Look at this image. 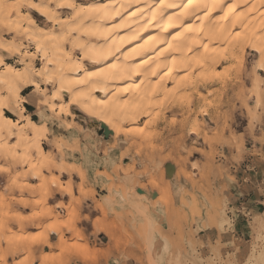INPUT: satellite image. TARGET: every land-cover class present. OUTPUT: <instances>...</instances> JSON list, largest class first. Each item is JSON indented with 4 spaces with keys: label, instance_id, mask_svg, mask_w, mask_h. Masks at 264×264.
I'll use <instances>...</instances> for the list:
<instances>
[{
    "label": "rangeland",
    "instance_id": "374dc122",
    "mask_svg": "<svg viewBox=\"0 0 264 264\" xmlns=\"http://www.w3.org/2000/svg\"><path fill=\"white\" fill-rule=\"evenodd\" d=\"M257 58L246 49L236 73L220 62L204 76L217 80L200 89L201 98L190 91L181 108L167 105L146 140L115 139L80 114L63 131L64 124L31 106L33 119L42 116L49 125L43 146L52 163L43 175L59 177L71 195L41 191L23 165L0 158V264H264V211L253 215L250 236L239 241L229 234L228 205L229 183L246 169L250 152L242 131H256L264 163V129H255L264 121ZM60 196L65 203L56 202ZM43 201L51 205L50 218ZM18 207L30 211L26 220L17 219ZM55 222L48 252L36 256L25 246V253H12L24 234L43 244ZM23 223H35L28 229L34 232Z\"/></svg>",
    "mask_w": 264,
    "mask_h": 264
},
{
    "label": "bare ground",
    "instance_id": "6f19581e",
    "mask_svg": "<svg viewBox=\"0 0 264 264\" xmlns=\"http://www.w3.org/2000/svg\"><path fill=\"white\" fill-rule=\"evenodd\" d=\"M4 3L25 6L11 18L0 9V158L23 165L41 191L55 187L71 195L59 177L43 175L52 163L42 145L48 127L29 107L66 130L80 114L115 139L146 140L167 105L181 108L190 91L201 98L200 89L217 80L204 76L220 62L235 69L249 49L258 56L256 70L264 72V0H193L186 15L180 5L188 0H163L174 7L161 0ZM42 207L50 218L45 201ZM48 241L46 234L43 244ZM40 244L26 235L15 249Z\"/></svg>",
    "mask_w": 264,
    "mask_h": 264
},
{
    "label": "crops",
    "instance_id": "0c3cea01",
    "mask_svg": "<svg viewBox=\"0 0 264 264\" xmlns=\"http://www.w3.org/2000/svg\"><path fill=\"white\" fill-rule=\"evenodd\" d=\"M256 72L260 73L259 75L261 77H264V75H262V72L260 71H256ZM259 127L264 129V121L260 124V126L257 125L255 129ZM63 131H68V130L64 129ZM241 133H243L245 140H247L251 144V146L249 147L250 152L248 154H245L243 157L244 158L243 160L246 162L244 164L246 166V169H243V167H241L243 173L238 174L235 177V180L229 183V189H228L229 190L228 205L230 210V221H231V229L229 234L231 235L232 239L239 241L245 240L250 236L251 233L250 222L253 215L260 213V211L262 210L264 211V186L262 185L264 184V163L260 161L262 156L261 146L259 143H256L257 141L254 139V137H258V135L256 131H253V133H245L244 131H242ZM46 136L48 137L49 135L47 134ZM45 142L46 141H43V143ZM253 146L255 147L254 149H252ZM247 170L249 171L247 172ZM57 201L58 202L62 201L64 203L66 202L65 198L61 196L57 197L56 202ZM17 210L19 212L17 214L23 217H28L26 215L29 214L30 212L26 207L23 208L18 207ZM43 221L44 220H42V222ZM17 224L20 223L17 222ZM17 224L13 225L14 227L16 225L14 229L17 228ZM22 225L24 226L23 230L25 232L28 231L34 232V230H28V229L35 227V223H29V224L23 223ZM26 235L28 234H24L23 236ZM55 241H56V234L49 233V241H48L49 244ZM1 247L4 248L3 242L0 248ZM31 251L32 254L38 256L41 252H48V245L40 244L34 246L31 249ZM9 252L10 251H8L7 253ZM25 252L26 250L24 249L22 250V248H19L17 249L16 252H12V253H25ZM9 258L10 257L7 258V261L10 263L11 260ZM14 259L16 258L14 257ZM36 262L37 259L34 260L33 264H35ZM27 264L30 263L28 262Z\"/></svg>",
    "mask_w": 264,
    "mask_h": 264
},
{
    "label": "snow or ice",
    "instance_id": "6c2138e0",
    "mask_svg": "<svg viewBox=\"0 0 264 264\" xmlns=\"http://www.w3.org/2000/svg\"><path fill=\"white\" fill-rule=\"evenodd\" d=\"M161 4L163 5V0H161ZM193 4V0H188V4L187 5H180V7L183 9V13L182 14H187L188 13V9L192 6ZM25 5L23 4H16V5H10V4H6L4 3V0H0V9H7V16L8 18H11V15L13 14V9H16L17 12L20 8L24 7ZM28 7H36V5L33 4H29L27 5ZM164 7H174L175 5H163ZM233 7V5H229V8ZM153 17H155V13H153ZM172 18L169 17V20H171ZM166 30V29H165ZM262 56H264V52L261 53ZM193 131H195V129H193Z\"/></svg>",
    "mask_w": 264,
    "mask_h": 264
},
{
    "label": "water",
    "instance_id": "95a60500",
    "mask_svg": "<svg viewBox=\"0 0 264 264\" xmlns=\"http://www.w3.org/2000/svg\"><path fill=\"white\" fill-rule=\"evenodd\" d=\"M104 132L106 133V130H104Z\"/></svg>",
    "mask_w": 264,
    "mask_h": 264
}]
</instances>
